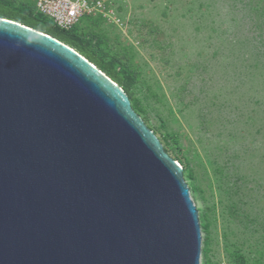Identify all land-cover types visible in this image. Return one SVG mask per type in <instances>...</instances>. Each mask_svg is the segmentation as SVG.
I'll return each mask as SVG.
<instances>
[{
	"label": "water",
	"instance_id": "obj_1",
	"mask_svg": "<svg viewBox=\"0 0 264 264\" xmlns=\"http://www.w3.org/2000/svg\"><path fill=\"white\" fill-rule=\"evenodd\" d=\"M178 160L96 64L0 16V264H201Z\"/></svg>",
	"mask_w": 264,
	"mask_h": 264
},
{
	"label": "rangeland",
	"instance_id": "obj_2",
	"mask_svg": "<svg viewBox=\"0 0 264 264\" xmlns=\"http://www.w3.org/2000/svg\"><path fill=\"white\" fill-rule=\"evenodd\" d=\"M114 1L84 29L136 72L135 110L181 161L208 225L201 264H264V0Z\"/></svg>",
	"mask_w": 264,
	"mask_h": 264
},
{
	"label": "trees",
	"instance_id": "obj_3",
	"mask_svg": "<svg viewBox=\"0 0 264 264\" xmlns=\"http://www.w3.org/2000/svg\"><path fill=\"white\" fill-rule=\"evenodd\" d=\"M32 13H34L37 18L41 16V13L36 10L35 6L32 3H25L24 6L16 7L13 6L10 0H0L1 17L16 20L37 30L43 31L75 48L91 62L96 64L103 72L111 77L112 80L123 87L124 91H126V93L129 95L134 109L137 110L138 108H140L139 101L137 100V98H135V89L133 90L137 81L136 72L132 70L129 65L124 62L118 55H113L111 59L105 60L104 57L105 55H107V53L104 52L103 48H101V42L104 38L92 33L89 30L84 29L97 23L99 19L84 18V20L87 21L86 25L80 26V23L76 24L72 29H70L71 31H73V36L64 37L63 35L57 33L54 28H49L45 24L39 23L37 20L32 19V16L30 15ZM54 27L58 26L54 25ZM93 45L96 46V49L92 48ZM118 64L120 67L117 69ZM144 120H147V118H144ZM165 141H168L166 136ZM176 160H178L181 164V161L178 158H176ZM202 228L204 231H207L208 225L202 224ZM203 243L204 247L202 248V252L205 255L207 253V239H204Z\"/></svg>",
	"mask_w": 264,
	"mask_h": 264
},
{
	"label": "built area",
	"instance_id": "obj_4",
	"mask_svg": "<svg viewBox=\"0 0 264 264\" xmlns=\"http://www.w3.org/2000/svg\"><path fill=\"white\" fill-rule=\"evenodd\" d=\"M36 10L61 29L70 30L84 18L114 20V0H31Z\"/></svg>",
	"mask_w": 264,
	"mask_h": 264
}]
</instances>
